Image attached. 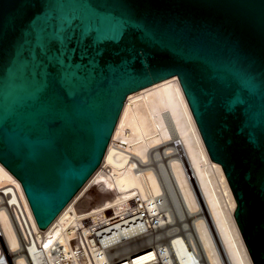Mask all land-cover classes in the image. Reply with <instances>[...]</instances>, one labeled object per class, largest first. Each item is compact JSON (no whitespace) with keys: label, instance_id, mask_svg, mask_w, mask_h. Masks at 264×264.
<instances>
[{"label":"water","instance_id":"water-1","mask_svg":"<svg viewBox=\"0 0 264 264\" xmlns=\"http://www.w3.org/2000/svg\"><path fill=\"white\" fill-rule=\"evenodd\" d=\"M171 77L264 264V0H0V164L45 230L127 97Z\"/></svg>","mask_w":264,"mask_h":264},{"label":"bare ground","instance_id":"bare-ground-1","mask_svg":"<svg viewBox=\"0 0 264 264\" xmlns=\"http://www.w3.org/2000/svg\"><path fill=\"white\" fill-rule=\"evenodd\" d=\"M156 175L171 184L175 204L182 214L178 220L180 234L170 236L164 243L170 234L163 235L161 229L167 230L174 219L169 208L165 210L155 201L162 192ZM96 182L102 189L95 186ZM97 190L108 196L96 205L82 207L80 198L91 200ZM3 193L19 197L36 232L45 233L41 245L48 250L55 244L66 245L75 230L82 228L83 221H100L119 206L137 200L146 204L151 236L123 243L114 248L115 253L127 254L146 243L151 248L134 255H145L146 262L154 259L151 250L158 249L159 260L164 264H253L233 216L236 201L232 191L221 166L211 161L206 152L177 77L127 97L99 167L45 230L38 228L19 182L0 164L1 239L13 264H32L21 248ZM200 193L206 202L205 217L196 200ZM114 232L112 236L123 240L138 235L127 228ZM166 232L170 233V229ZM156 240L160 243H154Z\"/></svg>","mask_w":264,"mask_h":264},{"label":"built area","instance_id":"built-area-1","mask_svg":"<svg viewBox=\"0 0 264 264\" xmlns=\"http://www.w3.org/2000/svg\"><path fill=\"white\" fill-rule=\"evenodd\" d=\"M2 195L5 199L4 206L17 226L21 248L32 264H164L159 260L158 249L151 250L154 259L150 262H146L145 255L134 257L137 253L151 248L146 243L136 246L127 254L114 252V248L123 243L141 236L146 238L151 236L146 204L140 201L136 200L126 206H119L113 214L100 221L93 223L83 221L82 228L75 230V236L68 240L66 245L55 244L48 250L45 245H41L45 233L36 232L19 197L13 193ZM123 228L135 230L138 235L124 240L112 236L115 234L114 231L123 230ZM1 235L0 231V264H9V255L5 246L4 248L2 246ZM106 240L110 241L105 243Z\"/></svg>","mask_w":264,"mask_h":264},{"label":"rangeland","instance_id":"rangeland-1","mask_svg":"<svg viewBox=\"0 0 264 264\" xmlns=\"http://www.w3.org/2000/svg\"><path fill=\"white\" fill-rule=\"evenodd\" d=\"M159 147V146H158ZM157 147V148H158ZM156 149V148H155ZM142 165H144V164H142ZM141 165V166H142ZM147 165V164H146ZM146 167V166H145ZM140 168V167H139ZM151 168V167H150ZM155 171V170H154ZM155 173V172H154ZM158 178H159V180H158V178H157V180H158V182L160 183H158V185H159V187H160V189L162 190V192H161V195H159V196H157V198L155 199V201H157V204H158V201H159V203L162 205V206H164V208H165V210H167L168 208V211H169V213H171V217H172V219H174V220H172V224H170L169 225V227H168V232H169V229H170V233H167L166 231V229H165V231H164V229H161L162 231L160 232V233H163V235L164 234H166V235H168V234H170L165 240H163V243H164V241H167L168 240V238H170V236H172V235H179L180 233V231H181V225H180V222L178 223V220H179V217H181L182 216V214L178 211V210H181V209H179L177 206H176V204H175V202H176V199H174V198H176V197H174L173 198V195H174V192H173V190H172V188H170V186H171V184L170 183H168V181L167 180H165V178H160V176H158V175H156ZM96 184H97V186H98V188L99 189H102V187H100L99 185H98V182H96L95 183V186H96ZM170 185V186H169ZM195 187H197V186H195V184H194V191H195ZM89 191H88V193L90 192V193H92V189H88ZM105 191H107L106 189H104ZM173 193V194H172ZM198 193H199V191H198ZM201 194V193H200ZM198 195V198L196 199L197 200V202H198V206L200 207L199 209H200V214L201 215H204V217H205V214L207 215V207H206V202L204 201V198L202 197L203 195L201 194V195ZM86 195V194H85ZM93 195V197H92V199L91 200H87L85 197L84 198H80V200L78 201L80 204H81V206L82 207H84V208H86V207H89V206H91V205H96L98 202H100V201H102L105 197H107L108 196V194L107 193H105L104 191H102V190H97L95 193H93L92 194ZM175 196V195H174ZM199 197H200V199H199ZM158 199V200H157ZM175 201H174V200ZM163 203V204H162ZM159 204V205H160ZM162 206H159V207H162ZM163 208V207H162ZM167 208V209H166ZM177 210V211H176ZM188 218V217H187ZM173 231H172V230ZM177 230V231H176ZM179 230V231H178ZM173 232V233H172ZM175 232V233H174ZM177 233H179V234H177ZM1 242H2V246H3V248H4V242H3V240L1 239ZM156 242H158L157 240L156 241H154V243H156ZM158 243H160V241L158 242ZM161 243H162V241H161ZM9 255V254H8ZM9 264H13L12 263V258L10 257V255H9ZM227 264V263H226Z\"/></svg>","mask_w":264,"mask_h":264}]
</instances>
